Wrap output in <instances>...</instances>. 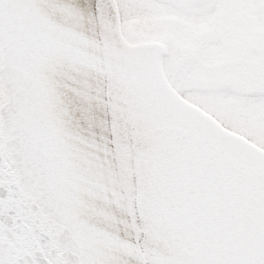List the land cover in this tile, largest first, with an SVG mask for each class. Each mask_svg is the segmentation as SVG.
<instances>
[{"label":"snow or ice","instance_id":"obj_1","mask_svg":"<svg viewBox=\"0 0 264 264\" xmlns=\"http://www.w3.org/2000/svg\"><path fill=\"white\" fill-rule=\"evenodd\" d=\"M0 264H264V0H0Z\"/></svg>","mask_w":264,"mask_h":264}]
</instances>
